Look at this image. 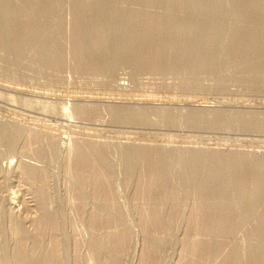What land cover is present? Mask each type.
Here are the masks:
<instances>
[{"label":"rangeland","instance_id":"1","mask_svg":"<svg viewBox=\"0 0 264 264\" xmlns=\"http://www.w3.org/2000/svg\"><path fill=\"white\" fill-rule=\"evenodd\" d=\"M188 1L0 0L2 261L264 264L249 252L264 204L216 214L193 180L211 169L191 162L264 160V0ZM216 17L218 60L201 52Z\"/></svg>","mask_w":264,"mask_h":264},{"label":"bare ground","instance_id":"2","mask_svg":"<svg viewBox=\"0 0 264 264\" xmlns=\"http://www.w3.org/2000/svg\"><path fill=\"white\" fill-rule=\"evenodd\" d=\"M188 1V0H187ZM193 1H195V0H193ZM208 1V0H207ZM188 3H190V0L188 1ZM202 3V2H201ZM200 3V4H201ZM207 3V2H206ZM205 3V4H206ZM208 4H209V1H208ZM212 3H210L209 5H211ZM224 4V3H223ZM219 5V4H218ZM218 5L216 4V3H213L211 6L213 7L212 9L214 10V9H216L217 7H218ZM256 5V4H255ZM254 5V6H255ZM189 6H192V5H189ZM203 6V5H202ZM250 8L252 7V4H249L248 5ZM104 7V6H103ZM186 7V6H185ZM187 7H188V5H187ZM210 10V9H209ZM212 10V11H213ZM206 12H207V10H206ZM215 12V11H214ZM252 12H254V11H252ZM213 13V12H212ZM217 13V12H216ZM207 14V13H206ZM209 14V13H208ZM214 14V13H213ZM220 14V13H219ZM262 17V16H261ZM208 18V17H207ZM261 20H263V18L261 19ZM257 22V21H256ZM255 22V23H256ZM208 22H206V24H207ZM258 23V22H257ZM223 20L221 19V18H219V17H216V18H214L213 19V21L211 20V18L209 19V26H208V29H209V31L207 32V30H205L206 32H207V38L209 39L210 38V40H211V42H209L208 44H210V45H208L206 42V40H204V41H206V42H204V43H206L207 45H208V47L206 48V49H203L201 52H202V54L204 55V54H206V52H208V51H211V53H212V55L214 56V57H216V46H214L213 44H216L217 43V40L215 39L216 38V36H217V34H218V31L220 32V30H221V28H223L222 26H223ZM1 25V24H0ZM259 25V26H258ZM258 25H256V31H258L259 33H257L258 34V36H257V40L256 41H258V43H259V45L261 44V45H264V24H258ZM182 28H181V34L183 33V35L185 34V31H186V28L184 27V25L182 24ZM260 28V30H258L259 28ZM180 28V27H179ZM204 29H205V25H204ZM206 29H207V26H206ZM5 30H6V28L4 29V31H3V28H1L0 27V33H2V31H3V33H5ZM188 30V29H187ZM203 30V29H202ZM252 30V29H251ZM8 31V30H7ZM11 31V30H10ZM204 31V30H203ZM205 31H204V33H205ZM222 31V30H221ZM0 34V37H2V35H6L7 33H5V34ZM9 33V32H8ZM16 34V33H15ZM18 34V33H17ZM257 34H254V35H257ZM205 36V35H204ZM136 37V36H135ZM5 38V37H4ZM4 38H1V40L2 39H4ZM219 39V38H218ZM256 39V38H255ZM254 39V40H255ZM4 41V40H3ZM255 41V42H256ZM221 42H222V40H221ZM253 42V41H252ZM1 43V42H0ZM7 45H8V43H6ZM18 44V43H17ZM184 44V46H181V50H183V51H185L186 50V48H187V45H186V43H183ZM205 44V45H206ZM248 44H251L250 42L248 43ZM261 45H260V48H261ZM3 46H5V45H3ZM14 46H16V45H14ZM239 46V45H238ZM238 46H237V48H238ZM241 47V46H240ZM210 48V49H209ZM221 48V47H220ZM223 48V47H222ZM236 48V49H237ZM263 48H264V46H263ZM196 49H197V46H196ZM198 51H199V49H197ZM222 50V49H221ZM239 50V49H238ZM248 50V49H247ZM264 50V49H263ZM242 51L245 53V51H246V49H245V51H244V49L242 48ZM204 52V53H203ZM218 52V51H217ZM264 52V51H263ZM151 53V52H150ZM238 53V52H237ZM242 53V52H241ZM248 52H246V54H247ZM201 54V53H200ZM235 54V53H234ZM239 54V53H238ZM237 54V56H239ZM249 54V53H248ZM248 54L246 55V56H248ZM264 54V53H263ZM245 55V54H244ZM243 55V56H244ZM197 56V55H196ZM221 56V55H220ZM219 57V56H218ZM203 58V57H202ZM213 58V57H212ZM244 58V57H243ZM215 59H217L218 60V58L216 57ZM206 109H208V108H206ZM200 110V109H199ZM202 110H205V108L204 109H202ZM204 154V153H203ZM142 155V154H141ZM165 155H167V153H165ZM170 156V155H169ZM182 156V155H181ZM195 157H193L194 159H195V161H196V163H194V161H191L192 162V166L194 167V168H198L197 170L200 172V169L201 170H203V171H207V168H209V169H211V172H210V174L209 175H206L207 177H198V178H195L196 176H195V173H197L198 171L196 170H193V171H195L194 173L193 172H191V173H193V174H187L188 176L185 178L186 180H187V178L189 179V177H192L193 175H194V178L195 179H193V180H195L194 182H195V185H196V187L198 186L199 188L198 189H200L201 190V192L202 191H204L205 189H209L210 188V190L212 189V192H210L209 191V193H211V194H215V195H217L218 197V199H217V201L218 202H214L215 204H213V207L215 208V209H213L214 211L216 210V214L218 213V211H220L221 210V208L224 206V208L225 207H229V211H230V213H231V210L230 209H232L234 206L236 207V208H238V210L239 209H246V210H244V211H246V213H248L247 211V209H250L251 210V208H253V207H260V206H263V204H264V175H261L260 177L259 176H257V177H255L256 179H253L252 177H253V175H254V173H253V175H251L252 177V181L250 180V179H248V178H246V177H243V179L241 178V177H235V176H237L238 174V172H236L237 170H240L241 169V167H245V166H248V165H250V166H252V165H254V164H256V165H258V164H261L260 165V167H262L263 165H264V160H259V161H255L254 160V158H250V157H247V156H244V157H242V156H232V157H229V158H231V159H221V158H216V157H208L207 155H201V154H197L196 153V155H194ZM183 158H185V157H183ZM189 159V158H188ZM191 159V158H190ZM193 159V160H194ZM197 159V160H196ZM186 161V160H185ZM184 161V162H185ZM197 161L199 162V164H197ZM82 162H83V160H82ZM158 162H159V170L157 169V172H156V174H158L155 178L157 179L156 180V182H157V187L159 188L160 187V189L163 187V189H165V184L167 183V173H166V167H168L169 165H170V162L168 161V160H166L165 158H161V159H159L158 160ZM178 162V161H177ZM189 163V162H188ZM263 164V165H262ZM198 166H202L204 169H202V168H199ZM158 167V166H157ZM156 167V168H157ZM192 167V169H194ZM244 167H243V169H244ZM155 168V169H156ZM226 168H230V170H229V173L230 174H226V172H224L225 171V169ZM153 169H154V167H153ZM242 169V170H243ZM263 169V168H262ZM154 171H156V170H154ZM202 171V172H203ZM261 171V172H260ZM202 172H200V173H202ZM236 172V173H235ZM243 171H241L240 173H242ZM257 172V171H256ZM255 172V173H256ZM260 172V173H259ZM262 172H264V170L262 171L261 170V168H260V170L258 171V174H262ZM228 173V172H227ZM234 173L235 174H237V175H235L234 177H233V175H234ZM240 173H239V175H240ZM208 174V173H207ZM186 175V174H185ZM243 175V174H242ZM203 176H205V175H203ZM244 178H246V179H248V180H250V183H248L249 181H247L246 179H244ZM154 183V182H153ZM154 184H156V183H154ZM197 189V190H198ZM233 189H237V190H233ZM237 191L236 193H237V195H238V193L240 194V196L238 197V196H236L237 197V199L236 198H234V197H232V198H227L228 196H229V193H230V191ZM165 191V190H164ZM199 191V190H198ZM208 192V190L206 191V193ZM168 193H169V191H168ZM199 193H200V191H199ZM202 193H204L205 194V192H202ZM202 193H200V195H202ZM208 193V194H209ZM220 195H222L223 197H221ZM228 195V196H227ZM208 196V195H207ZM210 196V195H209ZM212 196V195H211ZM204 197V196H203ZM202 197V198H203ZM214 197V196H213ZM212 198V197H211ZM210 198V199H211ZM209 199V200H210ZM208 200V201H209ZM207 201V200H206ZM211 202L210 203H213L212 201H214V199H212V200H210ZM202 205H205V203L203 202V204ZM260 209V208H259ZM200 210V209H199ZM225 210V209H224ZM237 210V209H236ZM249 210V211H250ZM254 210V209H253ZM233 211V210H232ZM243 210H240V212H242ZM243 211V212H244ZM213 212V211H212ZM235 212H237V211H235V208H234V213ZM154 213V212H153ZM206 213V212H205ZM221 213V212H220ZM245 213V212H244ZM245 213V214H246ZM154 214H156V216L157 217H159L157 214L158 213H154ZM216 214H214V215H216ZM237 214V213H236ZM227 215V214H226ZM230 215V214H229ZM218 216V215H217ZM216 216V217H217ZM264 216V215H263ZM216 217H215V219H216ZM219 217H220V214H219ZM219 217H217V218H219ZM228 217V216H227ZM232 217V216H231ZM230 217V218H231ZM223 218V217H222ZM240 218H241V216H240ZM260 218H262L261 216H260ZM50 219H51V217H50ZM53 219V218H52ZM244 219V218H243ZM242 219V220H243ZM263 219V218H262ZM54 220V219H53ZM52 220V221H53ZM56 220V219H55ZM54 220V221H55ZM218 220V219H217ZM219 220H220V218H219ZM218 220V221H219ZM241 220V221H242ZM221 221V220H220ZM244 221V220H243ZM246 221V220H245ZM261 220H259V222H260ZM56 222V221H55ZM237 223H240V222H237ZM237 223H235V224H237ZM244 223V222H243ZM261 223V222H260ZM259 223V224H260ZM262 223H264V219H263V222ZM219 225H220V228L218 229V230H223V232L224 231H227V230H225V227H227L228 228V224L225 222H219L218 223ZM260 227V226H259ZM222 232V231H221ZM252 234H253V237H255L254 235H261L262 236V238H264V224H262L261 225V228L260 229H255V230H253L252 231ZM261 236H258L257 238H261ZM261 238V239H262ZM256 239V238H255ZM259 240L258 241V251H255V250H250L249 252H250V256H251V258L253 257V259H252V261H254V262H263V260H264V248H263V246H264V241H262V240ZM59 242V241H58ZM58 245V244H57ZM59 246V245H58ZM56 247V246H55ZM98 248H100L99 246H98ZM102 249V248H101ZM96 251H98V250H96ZM98 253V252H97ZM99 254V253H98ZM97 255V254H96ZM22 256L24 257L25 255L24 254H22ZM249 256V257H250ZM23 257H21V259L22 260H20L19 262H21V264H37L36 262H35V260H34V262H33V260L31 261L30 259H28V258H26V257H28V256H25L24 258ZM51 259H49V261H50ZM237 260H239V259H235V261H237ZM250 260V259H249ZM37 261H38V259H37ZM39 262V264H40V261H38ZM237 262H239V261H237ZM240 262H242V261H240ZM0 264H8V263H6L5 261H2L1 259H0ZM43 264V263H42ZM233 264H236V262L235 263H233ZM237 264H239V263H237Z\"/></svg>","mask_w":264,"mask_h":264}]
</instances>
